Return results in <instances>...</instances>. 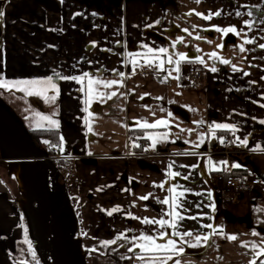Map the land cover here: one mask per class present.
I'll return each instance as SVG.
<instances>
[{
	"label": "crops",
	"instance_id": "obj_1",
	"mask_svg": "<svg viewBox=\"0 0 264 264\" xmlns=\"http://www.w3.org/2000/svg\"><path fill=\"white\" fill-rule=\"evenodd\" d=\"M237 9L242 16L235 15ZM192 10L204 14L223 10L225 14L205 20L188 15ZM0 11L4 13L0 21L3 80L42 79L54 72L79 76L87 72L110 81L121 79L113 72L118 70L124 73V86L100 90L127 93L107 103L94 101L89 108L93 116L89 117L83 110L86 89L82 91L84 85L72 80L56 81L59 96L54 103L42 96L34 95L33 99L24 92L0 88V264H18L16 255L24 260L28 257L24 223L46 228L41 233L48 235L45 241L49 252L56 250L58 237L68 244L75 243L65 252L71 260L75 254L83 259L102 257V241L122 233L129 237L155 234L160 231L157 225L143 224L127 214L161 218L169 206L160 201L171 197L166 189L172 184L181 185L178 192L191 190L180 198L188 210L183 214L198 217L181 222L179 231H191L193 235L185 237L188 243L182 245L184 253L174 255V260L179 259L180 264H249L252 254L240 246L241 242L259 243L253 231L264 235V211H260L264 209V151L257 149V145L264 148V123H260L264 120V49L257 46L264 44V31L260 30L264 24L259 23L264 15V0H0ZM249 11L252 16L247 15ZM253 20L257 23L251 29L244 26V21ZM193 25L197 27L193 29ZM214 25L235 26L243 31L240 36H222L211 30ZM184 28L192 35L184 33ZM196 35L202 38L194 39ZM178 37L184 38V44H177L173 50L171 44ZM251 38L257 43L244 46L255 51L240 53L239 45ZM221 43L225 47L217 48ZM145 44L168 48L169 54L187 53L191 60L181 63L180 78L162 82L161 77L167 73L155 67L146 75H132L131 60L143 63ZM213 51L250 75L233 72L231 66L209 59L207 54ZM196 57H203L207 66L198 63ZM192 64L205 72L203 84L182 81ZM213 65L218 68L215 73L210 71ZM145 93L150 95L140 99ZM41 104L48 116L59 121V128L25 125V120L32 118L29 106L34 105L33 114H37ZM141 119L150 123L165 119L169 127L144 130L135 124ZM86 120L91 122L92 132ZM222 123L235 125V135L223 129H215L213 135L210 126ZM36 129L54 130L57 138V143L51 144L46 137L50 143L39 156L33 152L41 142L29 134ZM165 132L169 133L167 140L150 147L145 137ZM201 136L204 142L195 148ZM132 137H140L146 146L130 147ZM225 137H229L228 143H220ZM236 137L247 138L248 145H241ZM192 152L196 154H186ZM44 156L54 157L48 167L30 161L45 160ZM209 158L224 170H213ZM221 161H227V165H221ZM69 162L74 163L79 178L76 186L64 170ZM235 163L242 167H232ZM169 171H179L182 176L191 172V176L187 181L182 176L169 180ZM220 172L257 177L261 184L252 192L227 199L216 180ZM165 181L164 189L158 187ZM149 193L152 196L148 200L139 199ZM117 206L121 211L107 215ZM54 212L55 218L47 217ZM206 224L222 229L226 235H238L239 239L231 241L217 234L209 241L212 246L201 242V246L191 247L197 235L212 232L202 227ZM122 243L125 247H119ZM129 247L133 245L124 240L109 246L108 257L116 260L106 264H144L136 258L141 250L132 253L127 251ZM92 248L98 251H89ZM174 260L168 264H174ZM90 264H95L92 259Z\"/></svg>",
	"mask_w": 264,
	"mask_h": 264
},
{
	"label": "snow or ice",
	"instance_id": "obj_2",
	"mask_svg": "<svg viewBox=\"0 0 264 264\" xmlns=\"http://www.w3.org/2000/svg\"><path fill=\"white\" fill-rule=\"evenodd\" d=\"M196 3H200L201 0H194ZM195 14L196 16L201 17L202 19L205 20H211L213 17H220L223 14V10H217L215 12L209 11L207 14L197 12L195 10H192L188 13V15H193ZM76 15H81V13H77ZM95 15V13H93ZM236 16H242L243 14L237 9L235 11ZM247 15L252 16V12L249 11ZM4 16V13L0 11V21H2ZM257 23L256 20H253L251 22L249 21H244V26L248 29H251L253 25ZM259 23L264 24V15H262V18L260 19ZM155 24H160V21L157 20L155 21ZM153 25H149V27H152ZM197 26L193 25L192 28L195 29ZM207 29H205L206 31ZM216 32H220L222 36H227L229 33H233L237 36L241 35V31L237 30L235 26H229V27H220V26H212V29ZM261 31H264V28L260 29ZM184 33H187L189 36H191V32L189 31L188 28H184L182 30ZM246 35V34H245ZM202 37L200 35H196L194 39H201ZM255 38L251 39H244L243 43L239 45V52L244 53L246 51H255V49H246L244 45L246 44H256ZM93 46H95V42H92ZM177 44H184V38L183 37H178L175 41L172 42L171 48L174 50L177 46ZM260 49H264V44H258L257 45ZM143 48L147 49L146 53L144 54L143 63H141L139 60H136L133 58L131 60L132 64V75H135L136 68L139 67H155L158 68L162 72H166L167 75L161 77L162 82H166L168 79H179V73L181 71L180 65L182 62L185 61H190L191 58L187 55V53H182V52H175L173 51L172 54H169V49L165 47H160V48H152L149 47L147 44L142 45ZM225 45L223 43L218 44L217 48L223 49ZM197 51H200V49H197ZM209 59L212 60H218L221 64L223 65H229L232 68L233 72H243L245 76L250 75V73L244 71L242 68H239L235 63H233L229 59H225L224 57L220 56L216 51H213L209 54H207ZM129 56H132V53H129ZM174 57H176L174 59ZM198 63L201 65L207 66L206 60L203 57H196L195 58ZM244 59V58H242ZM261 59H264L262 57ZM165 64L171 65V68H166ZM251 66V65H250ZM210 71L212 72H217L218 68L213 65L210 68ZM114 74L121 77L120 80H110V81H105L99 78H95L93 75L85 72L82 75H72V76H62L59 72H54V75H50L46 78L42 79H29V80H14V81H5L2 78H0V88L6 89L8 91H13L17 90L20 92H24L28 96L36 95V96H42L45 100H48L49 102L54 103L56 99L59 96V88L57 86L56 81L58 80H72L77 83H80L84 85V88L81 89L82 91L86 89L85 95L87 99L85 100V105L86 107L83 109L85 112H88L89 117L93 116V113L89 111V108L91 107V104L98 100L101 103H107L108 100H112L114 97L118 96H125L127 93L123 92H118V91H101L100 89H111L113 86H118V87H123V78H124V73L119 72L118 70H113ZM173 72L177 73L176 76H173ZM55 78V79H54ZM264 79V78H262ZM86 81V83H85ZM232 89H229L231 91ZM53 92V95L49 96V92ZM150 94L145 93L143 96L140 97V99H144L145 96H148ZM157 99H163V97H157ZM145 107H149L145 105ZM261 107H264V105H261ZM154 114V113H153ZM38 117H40L41 121H47L49 125L55 126L56 128H59V121L52 119L50 116H43L40 113L36 114ZM169 116H171V113H168ZM85 123L88 125V131L92 132L93 127L91 122L88 120L85 121ZM260 123H264V120H261ZM136 126H138L141 129L147 130V129H157L159 127H169V122L165 119H159L156 120L155 122H148L147 120H137L135 121ZM37 128H42L44 125L40 123L39 121L36 124ZM213 130V135H215V129H223V130H228L232 132L233 135H235L236 132V126L232 124H215L210 126ZM189 132L192 130L189 129ZM169 136V133H156L152 134L149 133L145 138L148 139L151 144L150 147L155 148L156 145L164 140H167ZM179 138V137H177ZM236 140L239 141L241 145L247 146L248 145V139L245 138L243 140H240L239 137H236ZM204 142V137L201 136L200 140L198 143H194L195 148H199ZM235 142V141H233ZM45 143H50L49 141H45ZM60 143L63 145L64 143V138L63 136L60 137ZM220 143H224L223 138L220 139ZM133 146L134 147H139L140 145L136 144L135 141H133ZM257 149L264 151V148H261L259 145H257ZM63 151V148L61 147L60 149ZM186 154H191L195 155L196 153H186ZM221 165H227V161H221L219 162ZM209 165L213 170L216 171H222L224 168L218 167L213 161L209 158ZM173 167L172 164L169 165V168L171 169ZM180 167H190L191 169H195L199 167V165H192V166H185L181 165ZM234 168H240L242 165L235 163L232 165ZM182 174L179 171H169L168 172V179L169 180H176V178L181 177ZM191 176V172L187 175H183L182 179L185 181L189 180ZM165 183L167 181L162 182L158 185L161 189L165 188ZM181 185L179 184H172L167 191H169L172 195L170 198H164L160 202L164 205L169 206L168 212L162 216L159 219L156 218H140L131 215L130 213L127 214L129 218L131 219H136L140 220L143 224L147 225H157L160 229L159 232H156L155 234H145L142 233L138 236H132L129 237L126 233H122L118 236H116L112 240H105L102 241V246L104 247H109L111 245H116L118 241L124 240L127 241L128 243H131L133 247L127 248L128 252L135 253L136 249H140L141 253L138 255L136 258L139 259L140 261H143L144 264H168L169 261L174 260V255L175 256H180L184 253V247L182 246L183 244H187L188 241L185 240V237H191L193 233L191 231H184L181 232L179 231V228L181 226V222L184 221L185 219H197V216H186L183 213L188 211L187 209H184L183 203L181 202L180 198L185 197V193L190 192V189L185 188L184 191L178 192L177 189L180 188ZM100 191L103 190V188L98 189ZM124 191H127V189H124ZM210 195V194H209ZM152 196L151 193L139 197L141 200H148ZM199 207V205H197ZM121 211L120 207H114L110 211H107V215L112 216L113 213ZM260 211H264V209H261ZM204 228L212 229V232L210 234H205L203 236L197 235L195 237L196 244L190 245L191 247H197L201 246V242H203V246H212L209 244V241L211 240L212 236L214 235H221L225 236L226 239L231 240V241H237L239 239L238 235L231 234V235H226L223 230H217L216 228L213 227L212 224H206L202 225ZM167 229H171L172 231L169 232ZM25 231V239L24 243L28 245V249L31 252L33 260L36 258V253L32 248V243L31 241L27 238V229H24ZM253 236H257L260 238V242L257 243L256 241H251V242H241L240 246L242 248L248 249L250 253L252 254V259L249 261V264H264V235H262L259 232H252ZM172 237H176L177 239H173ZM119 247H125V244H120ZM89 251L95 252L98 251L96 248H92ZM124 259H132V257L125 256L123 257ZM20 264H27L25 261H21ZM174 264H180L179 259L174 260Z\"/></svg>",
	"mask_w": 264,
	"mask_h": 264
},
{
	"label": "rangeland",
	"instance_id": "obj_3",
	"mask_svg": "<svg viewBox=\"0 0 264 264\" xmlns=\"http://www.w3.org/2000/svg\"><path fill=\"white\" fill-rule=\"evenodd\" d=\"M34 99V95L31 96ZM41 109L38 110L37 112L40 113L43 116H48L47 112L43 111V104L40 105ZM34 108H36L33 105ZM30 113L32 118L31 119H26L25 120V125L26 126H33L35 127L36 125L35 122L39 121L40 123H42L44 126L48 125L47 121H41L40 117H38L36 114H33L34 108L30 107ZM11 112V110H10ZM11 116V115H10ZM34 122V124H33ZM46 138H41V147L37 148V150H35L33 152V154L35 156H39V154H43L45 153L44 151H46V145L48 143H45ZM32 163H42L43 166H49L48 162L49 161H39V160H30ZM79 184V183H78ZM53 212V211H52ZM61 212L64 214V209L62 208ZM47 217H56V212L49 214ZM27 229V238L31 241L32 243V248L36 253V258L35 260H33L31 252L28 249V257L25 258V260L23 259V257H20L19 255H16V260L18 261V264H20L21 261H25L27 262V264H85L84 261L86 262V264H90V260L92 259L93 262L95 264H99L101 262V264H106L112 261H115L116 258L113 257H108L107 252L109 251V247L106 248H102V246L99 247V250L104 251L102 257L99 258H92L91 259L88 258H79V254H75V256L73 257V259L71 260L68 256H66L65 252L68 250V246L71 245L72 243L68 244L67 242L63 241L60 239V237H58V240L56 241V250L49 252L47 243L48 241H45V238L48 237V235H45L44 233H41L42 231H44L46 228L45 227H36V225L33 224H28V223H24V229ZM62 228V227H60ZM60 228H58V230H60ZM35 231V234H34ZM25 232V231H24ZM35 242H37L35 244ZM72 245H75L72 244Z\"/></svg>",
	"mask_w": 264,
	"mask_h": 264
},
{
	"label": "built area",
	"instance_id": "obj_4",
	"mask_svg": "<svg viewBox=\"0 0 264 264\" xmlns=\"http://www.w3.org/2000/svg\"><path fill=\"white\" fill-rule=\"evenodd\" d=\"M152 67H137L135 74L146 75L153 72ZM205 80V72L202 69L196 67L192 64L187 67L186 71L183 74L182 81L186 84H203ZM224 144L228 143L229 137L223 138ZM133 141L136 144L140 145L139 147L133 146ZM129 146L132 148H143L146 146V142L140 137H132L129 140ZM55 148H52L54 150ZM43 159L46 161H52L54 157L44 156ZM65 173L70 183L73 186L78 185L79 178L75 169L73 162H69L65 165ZM217 182L222 186L223 194L227 199H233L236 195L242 192H252L258 185L261 184V181L257 177H248V176H236L231 172H220L216 174Z\"/></svg>",
	"mask_w": 264,
	"mask_h": 264
},
{
	"label": "trees",
	"instance_id": "obj_5",
	"mask_svg": "<svg viewBox=\"0 0 264 264\" xmlns=\"http://www.w3.org/2000/svg\"><path fill=\"white\" fill-rule=\"evenodd\" d=\"M30 136L34 141L41 142V138H48L51 141V144H56L57 138L55 137V131L54 130H48V129H36L29 131ZM133 136V134H131ZM233 175H236L237 173L231 172ZM240 174H237L238 176ZM259 264V262H258Z\"/></svg>",
	"mask_w": 264,
	"mask_h": 264
}]
</instances>
